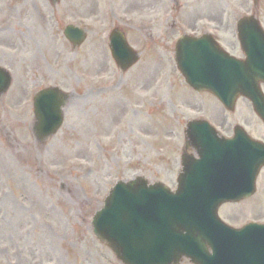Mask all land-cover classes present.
I'll list each match as a JSON object with an SVG mask.
<instances>
[{
    "label": "rangeland",
    "instance_id": "obj_1",
    "mask_svg": "<svg viewBox=\"0 0 264 264\" xmlns=\"http://www.w3.org/2000/svg\"><path fill=\"white\" fill-rule=\"evenodd\" d=\"M131 5L128 27L118 21L125 17L115 0H60L55 6L49 0H0V21L6 18L9 28L0 34V67L12 78L0 96V264H91L98 252L113 264L106 247L97 244L96 253L89 245L95 244L94 213L116 181L141 176L174 188L181 132L190 120L205 118L225 136L240 125L264 142V128L246 100L228 112L184 86L172 51L178 34L171 26L157 31L166 10L152 13L155 29L143 34L142 1ZM213 9V33L240 56L234 25L253 12L251 1L219 0ZM255 11L264 27V1ZM68 24L88 32L79 48L63 37ZM116 26L140 53L139 63L123 74L107 46ZM99 66L101 80L95 78ZM105 83L114 89L97 88ZM49 86L66 92L68 101L62 127L39 143L31 133L32 96ZM219 215L231 226L264 222V169L256 194L222 206Z\"/></svg>",
    "mask_w": 264,
    "mask_h": 264
},
{
    "label": "water",
    "instance_id": "obj_2",
    "mask_svg": "<svg viewBox=\"0 0 264 264\" xmlns=\"http://www.w3.org/2000/svg\"><path fill=\"white\" fill-rule=\"evenodd\" d=\"M74 30L78 29L67 28L65 35L80 43L83 33ZM239 39L247 56L244 62L235 61L204 37L179 41L177 65L189 85L210 91L229 110L237 96L248 98L264 122V97L258 87V82L264 81V35L254 19L246 18L239 22ZM110 47L122 68L136 62L120 35H112ZM9 82L7 74L0 71V93ZM39 96L34 105L37 129L47 138L62 123L61 96L56 90ZM205 127L189 124L198 159L182 156L183 171L175 194L160 184L147 187L140 178L118 183L105 208L94 217L95 234L126 264H169L182 255L198 264H259L264 254V226L229 230L219 224L216 210L224 202L254 192L255 178L264 165V146L240 130L233 140H220ZM197 135L201 137L197 139ZM206 244L213 249L211 255Z\"/></svg>",
    "mask_w": 264,
    "mask_h": 264
},
{
    "label": "flooded vegetation",
    "instance_id": "obj_3",
    "mask_svg": "<svg viewBox=\"0 0 264 264\" xmlns=\"http://www.w3.org/2000/svg\"><path fill=\"white\" fill-rule=\"evenodd\" d=\"M46 248H47V251H50V252L54 250V246L53 245H51V248H50V243L47 244V247ZM96 262H98V261H96ZM96 262H94V260H93L91 262V264H96ZM46 263H51V257H50V255L47 257Z\"/></svg>",
    "mask_w": 264,
    "mask_h": 264
},
{
    "label": "bare ground",
    "instance_id": "obj_4",
    "mask_svg": "<svg viewBox=\"0 0 264 264\" xmlns=\"http://www.w3.org/2000/svg\"><path fill=\"white\" fill-rule=\"evenodd\" d=\"M8 29H9L8 26H7V29L4 27V29L2 30V33L3 32H8Z\"/></svg>",
    "mask_w": 264,
    "mask_h": 264
}]
</instances>
